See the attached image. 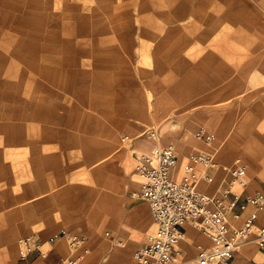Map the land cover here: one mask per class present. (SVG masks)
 <instances>
[{
    "label": "crops",
    "instance_id": "1",
    "mask_svg": "<svg viewBox=\"0 0 264 264\" xmlns=\"http://www.w3.org/2000/svg\"><path fill=\"white\" fill-rule=\"evenodd\" d=\"M161 1L128 9V27L110 24L119 39L127 31L134 53L112 56L120 65L102 79L106 89L68 119L54 156L37 166L34 153V165L18 167L23 177L2 190L0 264H64L67 240L48 243L61 230L88 239L80 264H135L155 230L139 196L137 158L156 147L175 148L174 180L188 179L191 156L213 157L217 168H196L197 190L207 196L220 195L239 166L246 176L244 186L233 187L235 196L244 200L264 187V0ZM47 50L41 55L58 53ZM74 174L87 176L84 187L69 181ZM252 211L238 208L229 223L241 227ZM258 216L264 226V210ZM184 230L182 262L212 248L192 224ZM28 236L43 242L42 254L22 261L20 241ZM234 264H264V251L251 242Z\"/></svg>",
    "mask_w": 264,
    "mask_h": 264
},
{
    "label": "rangeland",
    "instance_id": "2",
    "mask_svg": "<svg viewBox=\"0 0 264 264\" xmlns=\"http://www.w3.org/2000/svg\"><path fill=\"white\" fill-rule=\"evenodd\" d=\"M150 2L162 1L0 0V194L23 177L18 167L34 165V153L37 166L54 156L68 119L106 89L102 79L120 65L112 56L134 53L127 31L119 39L110 24L128 27V9ZM48 47L56 56L41 55ZM86 180L74 174L69 181L81 188Z\"/></svg>",
    "mask_w": 264,
    "mask_h": 264
},
{
    "label": "built area",
    "instance_id": "3",
    "mask_svg": "<svg viewBox=\"0 0 264 264\" xmlns=\"http://www.w3.org/2000/svg\"><path fill=\"white\" fill-rule=\"evenodd\" d=\"M213 140L210 136L206 142ZM125 137L123 142H128ZM191 165L186 169L188 179L177 182L172 173L178 158L173 146L156 147L149 153H142L137 158L136 171L141 177L139 196L150 206L155 230L146 240L144 246L134 256L135 264H234V256L247 244L254 242L264 251V226H257L259 212L264 210V187L256 194L242 200L233 194L236 184L244 186L245 166L234 168L230 172V180L217 196H207L197 190L201 177L197 166L205 170L217 168L213 157L200 154L190 157ZM204 180L212 182L210 176ZM252 211L244 224L234 228L229 223V216L238 218L239 208ZM192 226L205 234L212 242L210 250H200L197 258L190 262H182L179 249L186 234L184 226ZM255 232V238L251 236ZM65 239L71 255L64 264H80L84 255L89 252L88 239L79 234L61 230L50 237L48 243L53 244ZM20 258L22 261L31 256H41L43 242L33 236L20 241Z\"/></svg>",
    "mask_w": 264,
    "mask_h": 264
},
{
    "label": "bare ground",
    "instance_id": "4",
    "mask_svg": "<svg viewBox=\"0 0 264 264\" xmlns=\"http://www.w3.org/2000/svg\"><path fill=\"white\" fill-rule=\"evenodd\" d=\"M175 181H177V182H181V181H183V180H177V179L175 178Z\"/></svg>",
    "mask_w": 264,
    "mask_h": 264
}]
</instances>
